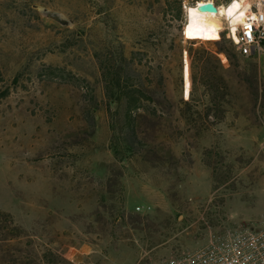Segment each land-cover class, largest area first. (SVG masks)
<instances>
[{"label":"rangeland","instance_id":"obj_1","mask_svg":"<svg viewBox=\"0 0 264 264\" xmlns=\"http://www.w3.org/2000/svg\"><path fill=\"white\" fill-rule=\"evenodd\" d=\"M189 1L0 0V264H156L264 222L259 59L184 40Z\"/></svg>","mask_w":264,"mask_h":264},{"label":"built area","instance_id":"obj_2","mask_svg":"<svg viewBox=\"0 0 264 264\" xmlns=\"http://www.w3.org/2000/svg\"><path fill=\"white\" fill-rule=\"evenodd\" d=\"M200 0L184 4L197 5ZM211 1L217 8L220 3L214 0H201L202 5ZM226 1L224 4L230 3ZM207 12H211L206 10ZM237 12L243 16L231 32L229 22L224 20L221 30L227 31L233 38L238 53L242 56H255L260 59L264 53V0H240ZM186 22V13L182 28ZM181 33L184 32L182 31ZM220 31V30H219ZM183 36V35H182ZM184 40L191 41L185 38ZM141 210L140 206L136 207ZM156 264H264V222L240 225L214 236L207 243L185 254L168 258Z\"/></svg>","mask_w":264,"mask_h":264},{"label":"bare ground","instance_id":"obj_3","mask_svg":"<svg viewBox=\"0 0 264 264\" xmlns=\"http://www.w3.org/2000/svg\"><path fill=\"white\" fill-rule=\"evenodd\" d=\"M239 5L240 0H232L228 4L220 3L216 12H207L203 9L201 0L197 5L187 6L182 35L209 37L223 28L224 20L229 22L231 32H234L235 25L243 16L242 12H237Z\"/></svg>","mask_w":264,"mask_h":264},{"label":"trees","instance_id":"obj_4","mask_svg":"<svg viewBox=\"0 0 264 264\" xmlns=\"http://www.w3.org/2000/svg\"><path fill=\"white\" fill-rule=\"evenodd\" d=\"M218 36H223V34H218ZM217 36V37H218ZM219 50L221 51L222 48H219ZM240 55V54H239ZM2 80V77H1V72H0V81ZM8 91L6 90L3 95H6ZM125 94V97L127 99V110H126V113H130L131 109L134 107L135 109H137L139 107V103H138V97L131 94V93H127V92H123ZM130 122V121H129ZM134 136L132 135V138ZM132 144V141L130 142L129 140L127 142H125V148H127L128 150L130 149V145Z\"/></svg>","mask_w":264,"mask_h":264},{"label":"water","instance_id":"obj_5","mask_svg":"<svg viewBox=\"0 0 264 264\" xmlns=\"http://www.w3.org/2000/svg\"><path fill=\"white\" fill-rule=\"evenodd\" d=\"M202 8L211 12H216L217 11V7L211 2V1H207L202 5Z\"/></svg>","mask_w":264,"mask_h":264},{"label":"crops","instance_id":"obj_6","mask_svg":"<svg viewBox=\"0 0 264 264\" xmlns=\"http://www.w3.org/2000/svg\"><path fill=\"white\" fill-rule=\"evenodd\" d=\"M259 73L264 78V53L259 59Z\"/></svg>","mask_w":264,"mask_h":264}]
</instances>
